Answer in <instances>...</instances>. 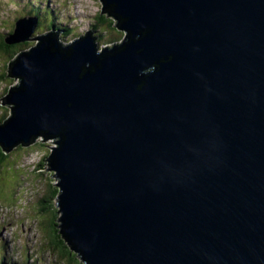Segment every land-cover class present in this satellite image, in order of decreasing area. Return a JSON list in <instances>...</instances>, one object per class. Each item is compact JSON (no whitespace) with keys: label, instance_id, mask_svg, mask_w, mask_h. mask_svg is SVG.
<instances>
[{"label":"water","instance_id":"1","mask_svg":"<svg viewBox=\"0 0 264 264\" xmlns=\"http://www.w3.org/2000/svg\"><path fill=\"white\" fill-rule=\"evenodd\" d=\"M101 2L123 44L39 37L10 66L0 146L58 140L60 228L85 264H264V0Z\"/></svg>","mask_w":264,"mask_h":264},{"label":"rangeland","instance_id":"2","mask_svg":"<svg viewBox=\"0 0 264 264\" xmlns=\"http://www.w3.org/2000/svg\"><path fill=\"white\" fill-rule=\"evenodd\" d=\"M21 3V7L31 9L34 6L38 7L40 1L32 0V2L29 3V0H23ZM18 4L16 0H0V35L8 33L9 31H7V29H10V24L16 19H19L21 14H25L20 8L18 11H16L17 9H12L13 11H11L13 6L19 7ZM44 4H49L51 9L55 10V14L58 15V20L56 18L55 23L61 26L63 31H61L62 33L60 32L62 43H71L84 36L86 33L93 32V28L97 26V21L103 8L101 0H44L43 5ZM47 8L49 9L48 6ZM53 18L54 14L53 11H51V19ZM104 26H98L97 33L103 32L101 36L104 37L116 35L113 34L111 30H108L106 25ZM43 27L46 28L45 25ZM40 31L41 32H35L33 38L25 43H29L35 47L39 42L37 38L42 36L45 32H48V30H44V33L43 30ZM120 32L122 33L121 30ZM98 40L102 41L103 39L99 38ZM104 46L110 48V45L105 44ZM104 46L103 48H99V53H102ZM112 46L113 45H111V49ZM28 50L30 49L26 51ZM8 62L9 61H6V57L0 54V67L2 68L3 64L8 65ZM1 71L5 73L7 68H3ZM2 72L1 75H3ZM19 80L20 82L18 83ZM21 82L22 79L20 78H10L6 80L5 83L3 82L0 84V95L7 89L21 84ZM2 101L0 102V116H2V113L3 115L5 114V110H7V115L11 116V111L7 107L4 106V112L1 111L3 106ZM54 140L55 139H51L41 143V141H44V138L40 136L36 139L34 144L30 146L23 147L19 150L15 148L7 153L13 154L7 165L0 166V207L3 209V211L0 210V252L8 251L9 255L12 257H14L17 252L15 258L16 262H19L18 264H20L21 261L24 264H31L29 251L34 260L33 264H61L63 261L57 255H50L49 252L44 249V244L46 242L44 241L43 233L39 230V224L37 222L39 217L36 213L37 202L43 194L48 191V186L46 184L50 181H55V185L59 184V181L55 178V172L48 171V160L55 148H57V144H55L56 142ZM38 171H40V173ZM40 176L42 177L40 178ZM35 186L37 191L33 192ZM31 198L33 202L30 203V201H32ZM23 250H25L24 256L22 253L24 252ZM79 258L80 257H78L76 261L85 264ZM9 261L11 262V259H9ZM63 264H65V262H63Z\"/></svg>","mask_w":264,"mask_h":264},{"label":"trees","instance_id":"3","mask_svg":"<svg viewBox=\"0 0 264 264\" xmlns=\"http://www.w3.org/2000/svg\"><path fill=\"white\" fill-rule=\"evenodd\" d=\"M32 1V0H31ZM40 4L37 6H34L31 8V10L28 11V9L24 10L25 14H29L30 16L37 18L38 19V28L36 30L41 32L40 30H43V32H45L44 30H48L50 32H45L46 34H51V33H55L57 35V39L59 40V43L62 44L61 42V36H60V32L62 31L61 26L56 25V18L57 15L55 14L54 9H51L50 5H43V1L44 0H39ZM43 5V6H42ZM47 6L49 7V9L47 8ZM27 11V13H26ZM51 11H53L54 14V18L51 19ZM105 15H100L99 19L97 21V26L93 28V35L96 37L97 39V43H98V47L99 48H103V46L106 45H113V47L117 48L119 46H121L120 44H123L122 42H124L126 34L122 31V33L120 32L118 25H119V21L118 20H114L115 19V15L108 13H104ZM20 17V16H19ZM50 20V21H49ZM58 20V18H57ZM58 23V21H57ZM116 24V25H115ZM41 25H45L47 28H44ZM104 26L106 25L108 27V30H111L113 32V34H116L112 37H104L101 36L103 35V32H98V26ZM13 27V26H12ZM105 27V26H104ZM10 29H7V31H9ZM63 32V31H62ZM61 32V33H62ZM65 32V31H64ZM12 34V31L10 30L8 33L6 34H2L0 35V54L4 57H6V61L8 62V65L3 64L2 68L0 67V71L3 70V68H7V71H5V73H3L1 75L0 72V84H2L3 82L5 83L6 80L10 79V66L16 62V60H18L19 56L24 53L27 49H32L33 45L29 44V43H25V44H15V45H10L7 44V37ZM45 35V34H42ZM103 39L102 41L98 40V39ZM102 42V44H101ZM63 45H65L63 43ZM24 47V48H23ZM105 47V46H104ZM99 51V49H98ZM20 82V80L18 81V83ZM21 85L18 84L17 86L13 87V88H18ZM10 91V89H7L5 92H3L2 95H0V102L2 101V99H5L7 97V93ZM4 106H2V112H4L5 109H3ZM7 108H11V106L7 107ZM12 109V108H11ZM7 110H5V114L2 116H0V125L5 123L8 118H10L9 115H7ZM9 116V117H8ZM45 139V137H44ZM56 143L58 142L57 139L54 140ZM44 141H41V143H43ZM58 146V145H57ZM23 148V146H20L18 148L21 149ZM53 148V147H52ZM17 150V151H18ZM13 156V154H7V152L5 150H3V148L0 146V166H4L7 165V163L10 161L11 157ZM40 173V171H38ZM39 176V175H38ZM42 176H40L41 178ZM48 186V191H46L45 194H43V196L40 198V200L37 202V209H36V213L37 216L39 217L37 219V222L39 224V230L40 232L43 233L44 235V241L46 242L44 244V249L47 252H50L51 254L57 255L58 257H60L63 261L61 264H63V262H65V264H81L80 261H76V259L79 257L77 253H75L74 251H72L71 247L68 245V243L65 241L62 232H61V228H60V217L61 215L59 214V209L57 207L56 204V199L57 197H59L61 190L56 187L57 185H55V181L53 182H48V184H46ZM36 186H37V181H36ZM35 186V190H33V192L37 191V188ZM80 259V258H79Z\"/></svg>","mask_w":264,"mask_h":264},{"label":"bare ground","instance_id":"4","mask_svg":"<svg viewBox=\"0 0 264 264\" xmlns=\"http://www.w3.org/2000/svg\"><path fill=\"white\" fill-rule=\"evenodd\" d=\"M32 38H33V36H32ZM34 40V39H33ZM37 40V39H36ZM59 41V40H58ZM27 52V51H26ZM100 54V53H99ZM51 140V139H50ZM47 141H49V140H47Z\"/></svg>","mask_w":264,"mask_h":264},{"label":"flooded vegetation","instance_id":"5","mask_svg":"<svg viewBox=\"0 0 264 264\" xmlns=\"http://www.w3.org/2000/svg\"><path fill=\"white\" fill-rule=\"evenodd\" d=\"M108 48V47H107ZM109 49V48H108ZM110 49H111V47H110Z\"/></svg>","mask_w":264,"mask_h":264}]
</instances>
